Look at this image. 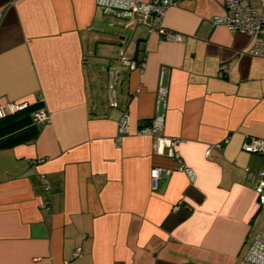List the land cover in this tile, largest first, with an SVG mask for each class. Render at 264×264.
I'll return each mask as SVG.
<instances>
[{
    "label": "crops",
    "instance_id": "crops-1",
    "mask_svg": "<svg viewBox=\"0 0 264 264\" xmlns=\"http://www.w3.org/2000/svg\"><path fill=\"white\" fill-rule=\"evenodd\" d=\"M223 4L167 8L161 28L181 36L170 42L146 17L107 15L97 0H0V108L27 103L31 125L35 110L50 115L35 136L0 146V264H248L264 241L254 190L264 156L243 144L264 140V58L250 54L251 37L215 24ZM121 51L144 66L121 69L112 106ZM156 114L182 140L189 174L138 135Z\"/></svg>",
    "mask_w": 264,
    "mask_h": 264
},
{
    "label": "built area",
    "instance_id": "built-area-1",
    "mask_svg": "<svg viewBox=\"0 0 264 264\" xmlns=\"http://www.w3.org/2000/svg\"><path fill=\"white\" fill-rule=\"evenodd\" d=\"M183 0H151L142 2L139 0H97V4L103 9L105 14L113 15L121 19L142 16L149 19L147 27L149 33L159 32L163 40L176 42L181 40V36L176 33L165 31L161 28V22L167 8L178 5ZM224 14L215 24L223 25L230 33H245L252 38L253 46L250 54L255 57L264 58V0H224ZM144 66L142 62H135L126 57L123 51L120 52L117 65L109 70V98L111 105L115 106L114 93L115 86L121 69L130 68L135 70ZM226 66H221V71L226 72ZM164 71L156 90V103L164 108L167 100L168 89L164 83ZM139 90L136 91L138 93ZM7 113L0 108V119L17 115L29 108L27 103H8L6 105ZM32 121L37 128H41L50 122V115L44 110H35L32 114ZM128 114L123 113L119 121V134L128 132ZM164 115L156 114L148 123H146L138 135L149 136L155 139V151L157 154H165L175 164V169L189 174V170L182 161L177 147L182 140L176 137H167L164 134ZM120 141V137L116 139ZM228 141L226 142V144ZM219 147V145H217ZM243 151L247 154H258L264 156V140L250 138L243 144ZM211 148L205 152L209 156ZM161 168L150 170V186L153 191L159 187L162 176ZM172 170H167L171 172ZM258 197L259 205L264 203V166L256 175L254 186ZM81 249H76L73 257L80 255ZM248 264H264V241L258 238L254 241L244 257Z\"/></svg>",
    "mask_w": 264,
    "mask_h": 264
},
{
    "label": "trees",
    "instance_id": "trees-1",
    "mask_svg": "<svg viewBox=\"0 0 264 264\" xmlns=\"http://www.w3.org/2000/svg\"><path fill=\"white\" fill-rule=\"evenodd\" d=\"M31 109L32 108L29 107L24 112H21L14 116L7 117L5 119H1L3 124L2 127H0V135L8 133L9 130L16 128L18 125L24 124L26 125V128L17 133H13L6 137L0 138V146L10 145L26 137H31L36 135L39 129L36 126L31 125L29 121L30 119L29 111Z\"/></svg>",
    "mask_w": 264,
    "mask_h": 264
},
{
    "label": "rangeland",
    "instance_id": "rangeland-1",
    "mask_svg": "<svg viewBox=\"0 0 264 264\" xmlns=\"http://www.w3.org/2000/svg\"><path fill=\"white\" fill-rule=\"evenodd\" d=\"M263 216H264V212H263Z\"/></svg>",
    "mask_w": 264,
    "mask_h": 264
}]
</instances>
